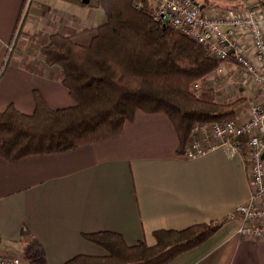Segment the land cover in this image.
<instances>
[{"label": "crops", "instance_id": "crops-1", "mask_svg": "<svg viewBox=\"0 0 264 264\" xmlns=\"http://www.w3.org/2000/svg\"><path fill=\"white\" fill-rule=\"evenodd\" d=\"M25 5L26 0H0V111L12 105L31 115L34 92L52 110L70 108L74 103L59 70L45 65L39 49L54 34L88 44L104 15L83 0H31L29 20L14 38ZM200 9L209 18L230 11ZM24 28L27 45L15 52ZM13 38L8 56L5 48ZM226 64L235 68L232 63L220 68ZM211 76L202 81L209 88L224 79ZM223 94L209 95L218 102ZM253 102L250 98L244 105ZM177 150L175 130L164 114L137 112L113 140L15 163L0 157V256L20 257L22 230L41 248L46 264L105 256L82 238L89 234L113 233L129 247H152L156 231L220 221L248 200L241 155L222 148L187 160ZM238 226L239 219L228 220L201 246L169 264H264V241L239 237Z\"/></svg>", "mask_w": 264, "mask_h": 264}, {"label": "trees", "instance_id": "trees-1", "mask_svg": "<svg viewBox=\"0 0 264 264\" xmlns=\"http://www.w3.org/2000/svg\"><path fill=\"white\" fill-rule=\"evenodd\" d=\"M87 1L85 6L101 11L105 20L94 29L89 43L79 45L54 34L39 49L45 65L59 70L61 85L74 105L52 110L34 92L31 115L19 113L12 105L0 111L2 160L15 163L116 139L137 112L164 114L175 130L177 154L182 156L194 125L236 117L242 101H207L191 90L221 63L210 59L205 48L155 22L144 7L147 0ZM239 150L244 156L243 145ZM227 221L228 217L181 231H156L152 247L143 243L129 247L113 233L83 235L105 256L80 255L64 264H169L201 246ZM18 244L22 264H46L41 248L25 230Z\"/></svg>", "mask_w": 264, "mask_h": 264}, {"label": "built area", "instance_id": "built-area-1", "mask_svg": "<svg viewBox=\"0 0 264 264\" xmlns=\"http://www.w3.org/2000/svg\"><path fill=\"white\" fill-rule=\"evenodd\" d=\"M152 2L155 22L205 48L210 59L221 65L232 63L238 67L258 93L247 118L238 115L227 122L194 125L182 157L195 160L222 148L241 155L239 148L244 146L241 157L246 166L249 197L235 207L228 220L239 219V237L264 241V11L252 7L209 18L193 0ZM215 72L221 74L222 69ZM0 264L22 263L18 257L0 256Z\"/></svg>", "mask_w": 264, "mask_h": 264}, {"label": "rangeland", "instance_id": "rangeland-1", "mask_svg": "<svg viewBox=\"0 0 264 264\" xmlns=\"http://www.w3.org/2000/svg\"><path fill=\"white\" fill-rule=\"evenodd\" d=\"M30 1L31 0H26V5L22 11V15H21L20 20H19L17 32H16L14 38H16L17 34L20 32V29H21V26L23 24L24 19L26 18L25 19L26 21L29 20V16L27 17L26 15L28 13V7H29ZM193 1L199 8H202L204 11L208 7L209 8H215L218 10H223V11H228V10L232 11L233 9L234 10L235 9L245 10V9L254 7V8H262L264 11V0H193ZM144 7L146 8L147 12L153 14L154 4H153L152 0H147V3ZM27 33L28 32H26L25 28L20 33V37L18 39V44L16 45L15 52H17L19 49H21L23 47V45H25L26 42L28 41L27 39L24 38V37L27 38ZM14 38H13L12 42L9 45H7V47L5 48L6 55H8V56L13 52L14 45H15ZM234 67L235 68H232L226 64L224 66V69H222L221 74H218L217 72L215 74H212V76H211L212 80H214L215 78L217 80L218 77L224 78V79H220L221 81L218 82L216 87L209 88V87H207L208 83L199 82L197 89L195 87H192L191 90L193 93H195V95H197L200 98H202L203 100H207V101L216 100L215 99L216 97H214V95L213 96L209 95L210 93L214 94V92H216L217 94L218 93H220V94L224 93L222 96L225 95L224 98H222V99L218 98L217 99V101L219 103L227 104V103H231L235 100L242 101V104L239 107L236 116L239 115L240 118L243 117V119H245V118H247L246 114L248 113L250 105L247 107V105L246 106L244 105V102H246V100L250 99V98H251V100L254 99V101H256L258 93L254 91V88L251 86V84H249L247 81L244 80L243 71L240 70L236 66H234ZM227 72H230L232 74L228 77ZM225 74L227 76H225ZM234 80H236L237 82ZM19 259L21 261V254H20Z\"/></svg>", "mask_w": 264, "mask_h": 264}, {"label": "water", "instance_id": "water-1", "mask_svg": "<svg viewBox=\"0 0 264 264\" xmlns=\"http://www.w3.org/2000/svg\"><path fill=\"white\" fill-rule=\"evenodd\" d=\"M84 2V4H87L88 3V1L87 0H85V1H83Z\"/></svg>", "mask_w": 264, "mask_h": 264}]
</instances>
